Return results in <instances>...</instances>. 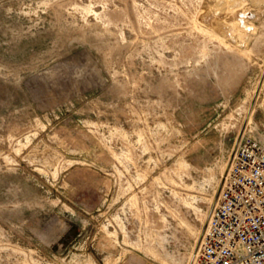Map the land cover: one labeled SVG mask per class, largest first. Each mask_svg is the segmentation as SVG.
<instances>
[{
    "label": "rangeland",
    "instance_id": "1",
    "mask_svg": "<svg viewBox=\"0 0 264 264\" xmlns=\"http://www.w3.org/2000/svg\"><path fill=\"white\" fill-rule=\"evenodd\" d=\"M263 84L264 0H0V264H193Z\"/></svg>",
    "mask_w": 264,
    "mask_h": 264
},
{
    "label": "built area",
    "instance_id": "2",
    "mask_svg": "<svg viewBox=\"0 0 264 264\" xmlns=\"http://www.w3.org/2000/svg\"><path fill=\"white\" fill-rule=\"evenodd\" d=\"M193 264H264V143L261 141L250 136L241 138Z\"/></svg>",
    "mask_w": 264,
    "mask_h": 264
}]
</instances>
